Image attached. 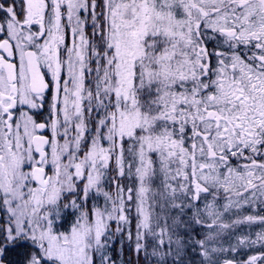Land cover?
Here are the masks:
<instances>
[{
	"label": "snow or ice",
	"instance_id": "snow-or-ice-1",
	"mask_svg": "<svg viewBox=\"0 0 264 264\" xmlns=\"http://www.w3.org/2000/svg\"><path fill=\"white\" fill-rule=\"evenodd\" d=\"M0 264H264V0H0Z\"/></svg>",
	"mask_w": 264,
	"mask_h": 264
}]
</instances>
